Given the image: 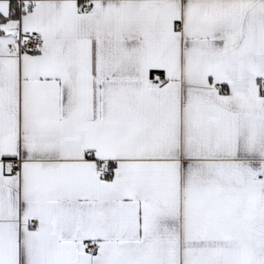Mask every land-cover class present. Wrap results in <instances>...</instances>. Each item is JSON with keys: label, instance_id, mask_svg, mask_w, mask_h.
Returning <instances> with one entry per match:
<instances>
[{"label": "snow or ice", "instance_id": "obj_1", "mask_svg": "<svg viewBox=\"0 0 264 264\" xmlns=\"http://www.w3.org/2000/svg\"><path fill=\"white\" fill-rule=\"evenodd\" d=\"M0 264H264V0H0Z\"/></svg>", "mask_w": 264, "mask_h": 264}]
</instances>
